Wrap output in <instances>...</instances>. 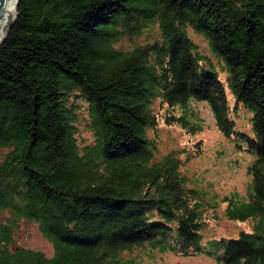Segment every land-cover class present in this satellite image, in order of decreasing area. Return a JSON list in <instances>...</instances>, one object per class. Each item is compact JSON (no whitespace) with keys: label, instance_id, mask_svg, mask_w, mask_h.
Returning <instances> with one entry per match:
<instances>
[{"label":"trees","instance_id":"16d2710c","mask_svg":"<svg viewBox=\"0 0 264 264\" xmlns=\"http://www.w3.org/2000/svg\"><path fill=\"white\" fill-rule=\"evenodd\" d=\"M155 25L158 37L135 40ZM226 88L251 112V134L236 127ZM76 95L94 136L83 146ZM194 100L254 156L248 195L222 196L228 218L254 219L237 236L203 241L205 192L175 151L153 160L155 102L181 107L169 123L195 129ZM0 148V264H138L123 254L144 246L264 264V0H18L0 43ZM20 219L38 224L51 256L12 242Z\"/></svg>","mask_w":264,"mask_h":264},{"label":"rangeland","instance_id":"374dc122","mask_svg":"<svg viewBox=\"0 0 264 264\" xmlns=\"http://www.w3.org/2000/svg\"><path fill=\"white\" fill-rule=\"evenodd\" d=\"M188 34L196 43L197 49L203 55L205 64L214 65L219 75L224 78L220 70L221 64L209 48L207 41L191 27ZM157 25L145 30L136 37L137 42H145L158 37ZM130 41L123 39L119 46L128 47ZM231 115L236 122L238 130L251 134V112L243 106L234 108V99L229 89ZM76 112V140L80 146L93 141V132L88 127L87 103L80 96L74 97ZM193 115L189 117L199 124L198 128L186 129L177 122L172 121L168 114L178 116L181 107H167L165 104L155 102L154 110L158 116L155 127L147 130L148 138L153 142L152 156L154 161L160 160L170 151H175L182 160L181 172L186 176L189 185L205 192L203 201L204 214L207 224L202 229L203 241L215 236H237L240 230H251L254 219L231 220L225 215L226 202L224 195L238 193L246 197L249 193L251 175L247 171L248 165L254 159L252 153L241 149L233 138L224 136L217 128L211 110L205 101H191L189 103ZM234 108V109H233ZM174 118V116H173ZM176 118V117H175ZM8 148H0V159ZM210 202L214 204L209 206ZM5 213L0 214V219ZM14 244L41 251L46 256L53 254L51 241L39 230L34 221L20 219L13 235ZM124 258H133L138 264H215L212 257L205 253L193 252L188 254L171 251H160L149 246L137 247L124 252Z\"/></svg>","mask_w":264,"mask_h":264},{"label":"water","instance_id":"95a60500","mask_svg":"<svg viewBox=\"0 0 264 264\" xmlns=\"http://www.w3.org/2000/svg\"><path fill=\"white\" fill-rule=\"evenodd\" d=\"M18 0H0V43L16 18Z\"/></svg>","mask_w":264,"mask_h":264}]
</instances>
